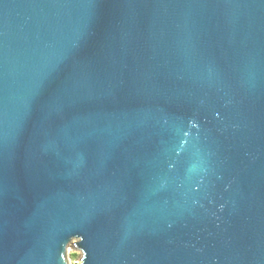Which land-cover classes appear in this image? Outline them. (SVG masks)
<instances>
[{
    "label": "water",
    "instance_id": "95a60500",
    "mask_svg": "<svg viewBox=\"0 0 264 264\" xmlns=\"http://www.w3.org/2000/svg\"><path fill=\"white\" fill-rule=\"evenodd\" d=\"M264 264V0H0V264Z\"/></svg>",
    "mask_w": 264,
    "mask_h": 264
},
{
    "label": "rangeland",
    "instance_id": "374dc122",
    "mask_svg": "<svg viewBox=\"0 0 264 264\" xmlns=\"http://www.w3.org/2000/svg\"><path fill=\"white\" fill-rule=\"evenodd\" d=\"M80 251L76 249L75 247L68 249L67 252V258H68V264H77L80 258Z\"/></svg>",
    "mask_w": 264,
    "mask_h": 264
}]
</instances>
